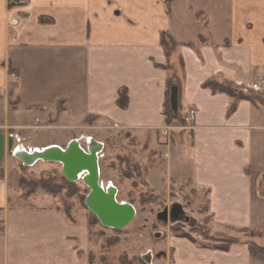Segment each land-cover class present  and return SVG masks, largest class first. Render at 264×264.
<instances>
[{"label":"crops","instance_id":"crops-1","mask_svg":"<svg viewBox=\"0 0 264 264\" xmlns=\"http://www.w3.org/2000/svg\"><path fill=\"white\" fill-rule=\"evenodd\" d=\"M163 32L178 43L172 68L161 66ZM173 73L181 111L197 110L189 133L166 123ZM209 80L264 90V0H0V131L27 138L61 129L69 141L117 125L150 135L155 147L164 141L168 177L206 190L214 236L237 240L224 251L174 237L175 264H264V103L241 99L229 114L234 97L205 87ZM123 90L125 108L117 102ZM37 138L15 146H61ZM0 208V264H89L88 227L76 229L47 197L15 203L5 168Z\"/></svg>","mask_w":264,"mask_h":264},{"label":"rangeland","instance_id":"rangeland-1","mask_svg":"<svg viewBox=\"0 0 264 264\" xmlns=\"http://www.w3.org/2000/svg\"><path fill=\"white\" fill-rule=\"evenodd\" d=\"M260 94H264V90L254 89L250 93L256 101L264 102V95ZM181 116L182 120L174 123L171 131L189 133L191 129L186 120L187 112L181 111ZM77 132L73 139L88 136L105 144L104 155L99 161L100 180L105 186L111 182L118 190V199L135 207V217L127 227L113 229L103 226L85 204L89 188L82 180L68 181L59 163L40 161L36 165L25 166L19 158L7 155L1 165L11 174L15 203L30 205L47 197V200H51L78 222L75 224L76 229L88 227L89 245L86 251L93 254V264H175L170 240L174 237L185 238L179 236L182 234L194 242L187 237L185 239L199 246L222 244V241L210 239L214 233L210 227L207 191L194 188L185 179L172 180L166 174L167 154H163L161 149L165 145L164 141L158 142L159 147H155L150 135H128L114 125L91 127ZM68 133L71 131L49 128L36 130L27 138L14 133L10 135H14V146L22 142L29 148L36 145L37 137H51L52 140L42 142V145L57 142L65 147L73 140L68 141ZM81 142L84 146L85 139ZM154 168L157 171L154 172ZM40 176L59 184L64 177L74 183V187L67 189L65 186L56 195H50L45 190L33 187L32 182ZM167 208L170 213H176L178 220L169 218L164 221L158 218L159 213ZM90 214L98 220L95 223L91 221V226L88 225ZM79 244L85 248L82 238H79Z\"/></svg>","mask_w":264,"mask_h":264},{"label":"water","instance_id":"water-1","mask_svg":"<svg viewBox=\"0 0 264 264\" xmlns=\"http://www.w3.org/2000/svg\"><path fill=\"white\" fill-rule=\"evenodd\" d=\"M170 104L172 112L176 114L179 109V92L177 87L171 90ZM13 147L14 137L11 135L6 136L4 132L0 131V164L5 160L7 155H11ZM65 147V151L61 150L54 152L55 159L53 158L49 161L61 164L63 175L71 182H76L80 179L76 178L73 180L74 178L69 176L65 170L63 159L66 160L65 162L68 165L67 169L69 172L71 171L76 174L77 171L85 170L82 180L89 188L85 201L87 208L97 216L103 226L113 229L124 228L126 225H122L123 227H121L115 223L126 224L130 220L132 221L135 217L136 210L132 204L123 207L122 203H118L115 197L113 198L109 195L106 191L108 187L106 190L103 188L104 186H102L103 184L100 181V165L96 156L98 148L92 147L90 152H86L80 147L79 143L75 141L69 142ZM86 173H91V178L89 179L91 181L90 183L85 180ZM92 204H94L96 209L93 208ZM158 218L164 221H168L169 218L173 221L178 220L176 213L173 211L170 213L168 208L159 213Z\"/></svg>","mask_w":264,"mask_h":264},{"label":"trees","instance_id":"trees-1","mask_svg":"<svg viewBox=\"0 0 264 264\" xmlns=\"http://www.w3.org/2000/svg\"><path fill=\"white\" fill-rule=\"evenodd\" d=\"M17 4V0H9V4L13 5V4ZM169 5V4H168ZM162 45L165 49L166 52V56H167V64L166 65H161L162 67L165 68H172V65L170 64L169 58L172 54V52L175 50L176 46L178 45V43L176 42V40L172 37V35L168 32H163L162 33ZM11 72L15 73V70H13L12 68H10ZM205 87L210 88L213 92L217 93H226L232 97H234L235 101L232 103V105L229 108L228 113H232L237 106V101L241 100V99H248L251 100L253 102H257L256 98H254L252 95L250 94H246L244 91L242 90H238L232 82L230 81H224V82H220L217 80H209L207 82L204 83ZM177 87L178 88V92H179V98H180V93H181V80L179 78V76L176 73H173L167 80V90H166V102H165V106H164V115L166 116V123L168 125H172L173 123L176 122H180V120H182V116H181V105L179 104V109L178 112L176 114H174L171 110V104H170V93L171 90ZM118 105L122 108H125L128 105V95L126 91H121L118 97ZM264 103V102H263ZM13 104V102H12ZM23 168H27L25 166H23ZM4 177V168L3 165L0 164V179ZM56 177V176H55ZM61 184L56 183L55 180L51 181L50 178H42V176L36 178V180H34L32 182L33 187L36 188H40L43 191L45 190V192H47L50 195H56L57 193H59L62 190V187H67V189H71L74 187V183H70L68 182L64 177L61 178ZM62 185V186H61ZM33 188V189H34ZM67 216L71 218V216L69 215V213H67ZM89 222L88 225L91 226L92 222L95 223L94 221H97V218L94 215L90 214L89 217ZM92 221V222H91ZM253 235L255 234V232H251ZM180 237H187V235L182 234L179 235ZM189 238V237H187ZM190 239V238H189ZM211 240H215V241H222V244H211V245H204L203 247H210V248H214V249H220V250H224L227 251L230 249V247L237 242L236 239L233 238H217L214 236L210 237ZM192 240V239H190ZM193 241V240H192ZM194 242V241H193ZM89 264H93V254L90 252L89 253Z\"/></svg>","mask_w":264,"mask_h":264},{"label":"bare ground","instance_id":"bare-ground-1","mask_svg":"<svg viewBox=\"0 0 264 264\" xmlns=\"http://www.w3.org/2000/svg\"><path fill=\"white\" fill-rule=\"evenodd\" d=\"M76 143L79 141H75ZM65 151L66 150V147H61L59 145H56V144H52V145H48V146H45L41 149L39 148H34L32 150H28L26 148H23V146H14L12 148V152H11V155L12 156H15L19 159H21L22 161L25 162L26 165H29V166H32L34 165L35 163H37L38 161H43V162H49L50 159H55L54 157V152L56 151ZM64 161L63 163H65V170L66 172L69 174L70 177L74 178L73 180H75L76 178H79V179H82L83 176H84V171H77L76 174L72 173L71 171L69 172V170L67 169L68 168V165L67 163L65 162L66 160H62ZM62 167V165H61ZM100 168V167H99ZM87 174V173H86ZM100 174H101V170H100ZM91 178V173H88L86 176H85V180H87L88 183H90L91 181L89 180ZM101 181V180H100ZM104 186L103 188L106 190L107 187L108 189L106 190L109 195L111 197H115V200L118 202V203H122V206L125 207V206H129L130 203L126 202V201H120L118 199V190L117 188L112 184H108L107 186H105L104 184L102 185ZM93 208L96 209L94 207V204H92ZM134 207V206H133ZM135 208V207H134ZM132 221L130 220L128 223L126 224H119V223H115L116 225H120L121 227H123L122 225H126L125 227H127ZM115 227V226H114ZM124 227V228H125Z\"/></svg>","mask_w":264,"mask_h":264},{"label":"built area","instance_id":"built-area-1","mask_svg":"<svg viewBox=\"0 0 264 264\" xmlns=\"http://www.w3.org/2000/svg\"><path fill=\"white\" fill-rule=\"evenodd\" d=\"M27 0H17L18 3H24L26 2ZM12 81L13 83H16L17 80H16V77L13 76L12 78ZM254 88L256 90H260L262 91V88H260L258 85H254ZM187 122L189 123V127L191 128L193 126V123L195 122V119H196V114H197V110L195 108H190L188 109L187 111ZM115 127H118L117 125H115ZM13 136V135H11ZM14 137V136H13ZM85 139V144L84 146L82 145V140ZM71 141H79V145L80 147L85 150L86 152H90V149L93 147H97L98 150L96 152V156H97V159H98V163L100 161V159L103 157L104 155V148H105V144L103 142H99V141H96V140H92V138L90 137H80L78 139H73ZM70 141V142H71ZM94 141V142H93ZM21 160V159H20ZM22 161V160H21ZM24 163L25 166H29V165H26L24 161H22ZM33 166V165H32ZM82 180V179H80ZM83 181V180H82ZM111 183V182H110ZM103 184V183H102ZM118 195V194H117ZM5 219H6V215H5V211L4 209L0 208V232H3L4 231V228H5Z\"/></svg>","mask_w":264,"mask_h":264}]
</instances>
